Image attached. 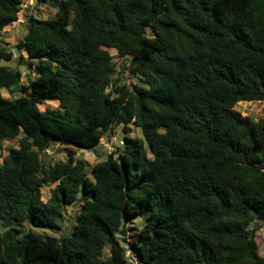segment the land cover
Returning <instances> with one entry per match:
<instances>
[{
    "label": "trees",
    "instance_id": "16d2710c",
    "mask_svg": "<svg viewBox=\"0 0 264 264\" xmlns=\"http://www.w3.org/2000/svg\"><path fill=\"white\" fill-rule=\"evenodd\" d=\"M24 1L0 0V264H264L251 228L264 222V119L235 110L264 102V0H36L56 14L27 16L15 48L35 77L22 85L1 32ZM117 59L139 85L113 78ZM129 124L143 137L91 171L74 149L42 157ZM84 192L71 234H22L61 229ZM136 217L140 242L123 246Z\"/></svg>",
    "mask_w": 264,
    "mask_h": 264
},
{
    "label": "rangeland",
    "instance_id": "374dc122",
    "mask_svg": "<svg viewBox=\"0 0 264 264\" xmlns=\"http://www.w3.org/2000/svg\"><path fill=\"white\" fill-rule=\"evenodd\" d=\"M56 14V9L50 7L47 4L37 3L36 0H25L23 4V9L19 15L20 20H24L12 23L10 26L6 27L1 32V38L3 40V44L1 46L6 45L9 50L15 52L14 58L11 61H2L1 64L3 66H7L11 69H18L22 73V85L28 84L31 79L35 77V74L28 65L22 62V59L19 57L20 54H16L17 49L15 45L17 42L23 38L27 31V16L33 15L42 19L54 18ZM113 55H116L115 50H111ZM25 59L27 58V54H22ZM119 64L118 70L124 72V74H114L113 78H117L120 76L121 84H127L130 87L135 85H139L140 82L137 78L133 77L127 70L123 68L122 60H116ZM21 86L13 87L11 89H4L3 95L6 98H16L19 96L21 92ZM59 102L57 101H45L40 104L39 107L42 111L48 108H57ZM235 110L242 113L243 116H250L252 119L258 121L259 119H264V102H240L235 107ZM125 137H143V133L140 128L136 127L133 124L129 125H121L115 127L110 133H108L101 144L98 146L86 150L80 148H72L71 146H66L61 143L55 141L50 149L45 152L43 155L44 161L47 163H56L59 161H64L69 155V149H74L77 151L80 157H83L90 166H88L89 171H91V167L99 162L103 161L107 154L115 153L118 155L120 151L124 149V138ZM16 146V140L7 141L4 146V150L2 151V155H5L12 147ZM1 161V159H0ZM90 178L93 179V174L90 172ZM53 187H44L42 190L43 198L46 200L50 191ZM85 198L92 199L91 193H81L78 197L77 202L74 205L68 206L66 212V219L63 222V226L61 229H48V228H35L30 223L26 222L25 227L23 228V233L33 232L39 234L41 236H51V237H60L61 235L71 234L73 230L74 224L76 223L77 215L81 210V203ZM146 220L141 217H136L128 221L125 226L124 233L121 232V229L116 233L121 245L125 246L127 242H140L139 232L145 225ZM252 229L256 230V241L259 246V254L264 257V222L257 221L252 223ZM22 235H20V238ZM127 255H133L131 252H127ZM109 256V249L105 252V257ZM136 264L137 261H134Z\"/></svg>",
    "mask_w": 264,
    "mask_h": 264
},
{
    "label": "built area",
    "instance_id": "2783aa9c",
    "mask_svg": "<svg viewBox=\"0 0 264 264\" xmlns=\"http://www.w3.org/2000/svg\"><path fill=\"white\" fill-rule=\"evenodd\" d=\"M20 21L23 22L24 20H20V19L18 18V20H17L16 22L20 23ZM134 261H137V263L140 264L139 260H138L135 256H134V257H131V258L129 259V263H130V264H136Z\"/></svg>",
    "mask_w": 264,
    "mask_h": 264
}]
</instances>
